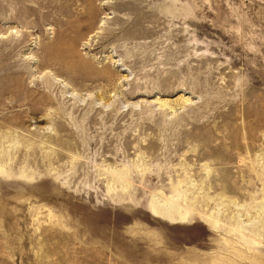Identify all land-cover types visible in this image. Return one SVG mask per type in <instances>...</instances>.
<instances>
[{
	"label": "rangeland",
	"instance_id": "1",
	"mask_svg": "<svg viewBox=\"0 0 264 264\" xmlns=\"http://www.w3.org/2000/svg\"><path fill=\"white\" fill-rule=\"evenodd\" d=\"M0 264H264V0H0Z\"/></svg>",
	"mask_w": 264,
	"mask_h": 264
},
{
	"label": "bare ground",
	"instance_id": "2",
	"mask_svg": "<svg viewBox=\"0 0 264 264\" xmlns=\"http://www.w3.org/2000/svg\"><path fill=\"white\" fill-rule=\"evenodd\" d=\"M61 48L63 50V52H62L63 54L64 53L65 54L66 53L68 54V52L70 53L74 49L77 48V44H72V46L71 45L70 46H67V44H65ZM64 58H65V56L63 55V58L62 59H64ZM86 61H87V59L85 57H80V59H79V62H81V65L84 64V63H86ZM58 81H61V80H58ZM65 87H67V86H65ZM33 97H34V99H33L34 104L37 107H40V108L42 107V105L49 104V103H56L57 100H58V98H55L53 96V94L52 95L51 94H47V95H44V96L40 95L39 97H37V96L34 95ZM62 98H63L62 99L63 101H66L65 99H69L68 102L73 101V103H71L72 104L71 105V110H72L73 113H76L82 107V103H79L80 102V99H79L78 93H76L75 91H66V92H64L63 95H62ZM40 108H38L39 112H43L42 109H40ZM48 117H49L48 112H46V113H44L42 119H47ZM47 121H49V120L47 119ZM59 125H60L59 127H62V129H60V128H57V130L55 128H52V129H49L48 128L47 129V133H49L48 138L54 139V140H57V141H60V140H63V136L64 135H67V136L70 135L69 132L68 133H65L64 135H63L62 132H59L61 130H67L65 124L60 119H59ZM76 144H78V142ZM71 148H72V146H71ZM2 172H4V171H2ZM152 211H154V212H156V213H158V214H160L162 216H165V217H167L168 219H170L172 221H181V220H184L185 217H186V214L180 212L176 208H171V207L164 210V208H159L157 206H154Z\"/></svg>",
	"mask_w": 264,
	"mask_h": 264
}]
</instances>
